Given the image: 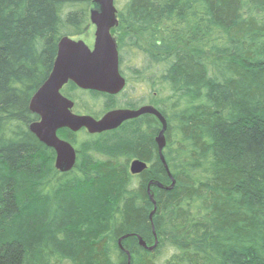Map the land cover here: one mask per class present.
Instances as JSON below:
<instances>
[{"label": "trees", "instance_id": "obj_1", "mask_svg": "<svg viewBox=\"0 0 264 264\" xmlns=\"http://www.w3.org/2000/svg\"><path fill=\"white\" fill-rule=\"evenodd\" d=\"M92 4L0 0V264H264V0H115L120 72L167 120L168 169L146 114L60 129L77 152L62 173L29 104ZM121 92L63 88L95 118Z\"/></svg>", "mask_w": 264, "mask_h": 264}, {"label": "water", "instance_id": "obj_2", "mask_svg": "<svg viewBox=\"0 0 264 264\" xmlns=\"http://www.w3.org/2000/svg\"><path fill=\"white\" fill-rule=\"evenodd\" d=\"M93 3L98 5V9L90 11V21L96 27L94 45L89 47L83 40L69 36L60 40L52 71L30 100L31 112L39 116V120L30 125V130L41 142L55 150V167L66 173L75 166L77 152L69 141L58 136L60 129L68 128L74 132L86 129L90 134L103 133L117 129L127 120L146 114L154 115L162 125L156 142L161 160L168 169L163 154L167 120L153 105H143L139 109H114L95 118L75 113L74 102L61 93L69 82L83 90L112 95L118 94L125 87V78L120 73L118 45L112 34L118 24L115 0H93ZM147 167L146 162L135 159L131 162L130 171L132 174H140ZM174 184L173 180L172 186ZM157 185L162 187L161 184ZM139 239L140 245L149 250L158 242L156 240L152 246H148Z\"/></svg>", "mask_w": 264, "mask_h": 264}, {"label": "flooded vegetation", "instance_id": "obj_3", "mask_svg": "<svg viewBox=\"0 0 264 264\" xmlns=\"http://www.w3.org/2000/svg\"><path fill=\"white\" fill-rule=\"evenodd\" d=\"M123 76V75H122ZM124 77V76H123ZM125 78V87L124 89L122 90L125 91L126 94V101L125 102H128V104H120V105H117V107L113 108V109H139L141 106L143 105H152L150 104L149 102H147V99L145 97H139L138 96V93L139 92H135L137 91L136 90V87H135V84H130L126 78V76L124 77ZM130 87V89H129ZM135 87V91H132L130 92V90H132L133 88ZM121 92V93H122ZM135 92V93H134ZM61 93L63 94V88L61 90ZM134 94V95H133ZM64 95V94H63ZM153 95H156V93H154ZM65 96V95H64ZM67 97V96H66ZM69 98V97H68ZM70 99V98H69ZM154 106V105H153ZM155 107V106H154ZM111 109V110H113ZM39 120V119H38Z\"/></svg>", "mask_w": 264, "mask_h": 264}, {"label": "rangeland", "instance_id": "obj_4", "mask_svg": "<svg viewBox=\"0 0 264 264\" xmlns=\"http://www.w3.org/2000/svg\"><path fill=\"white\" fill-rule=\"evenodd\" d=\"M93 9H98V5L97 4H92L91 6V10ZM95 31H96V27L90 23L89 25V29L87 30V32L83 35L77 36V37H73L75 40H83L89 47H93L94 45V41H95ZM86 98H89V94H85ZM101 222V221H100ZM101 224L100 226H96L95 230H100L101 229Z\"/></svg>", "mask_w": 264, "mask_h": 264}]
</instances>
